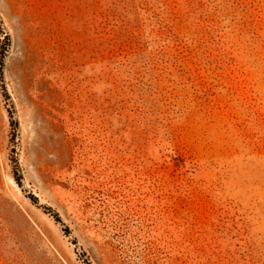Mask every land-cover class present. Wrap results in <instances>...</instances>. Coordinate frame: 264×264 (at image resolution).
<instances>
[{
	"label": "rangeland",
	"instance_id": "374dc122",
	"mask_svg": "<svg viewBox=\"0 0 264 264\" xmlns=\"http://www.w3.org/2000/svg\"><path fill=\"white\" fill-rule=\"evenodd\" d=\"M0 264H264V0H0Z\"/></svg>",
	"mask_w": 264,
	"mask_h": 264
},
{
	"label": "trees",
	"instance_id": "16d2710c",
	"mask_svg": "<svg viewBox=\"0 0 264 264\" xmlns=\"http://www.w3.org/2000/svg\"><path fill=\"white\" fill-rule=\"evenodd\" d=\"M35 199H36V198L34 197L33 200H35ZM54 217H55V219H56L57 221H60V218H59V216H58L57 214H55Z\"/></svg>",
	"mask_w": 264,
	"mask_h": 264
}]
</instances>
